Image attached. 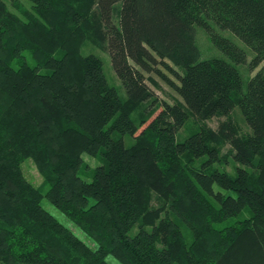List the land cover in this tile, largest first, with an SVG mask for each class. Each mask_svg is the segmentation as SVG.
I'll return each mask as SVG.
<instances>
[{"label": "trees", "instance_id": "obj_1", "mask_svg": "<svg viewBox=\"0 0 264 264\" xmlns=\"http://www.w3.org/2000/svg\"><path fill=\"white\" fill-rule=\"evenodd\" d=\"M27 1L0 0V264H264V71L243 85L241 47L211 30L231 60L199 58L193 41L210 20L254 51L251 66L264 62V0ZM85 38L107 50L125 96ZM165 55L183 66L170 79L182 102L146 82ZM213 114L228 115L214 128ZM84 152L98 160L89 177ZM28 156L40 185L22 171Z\"/></svg>", "mask_w": 264, "mask_h": 264}, {"label": "rangeland", "instance_id": "obj_2", "mask_svg": "<svg viewBox=\"0 0 264 264\" xmlns=\"http://www.w3.org/2000/svg\"><path fill=\"white\" fill-rule=\"evenodd\" d=\"M22 1L25 5L29 4L27 0H22ZM119 5H120V2H116L114 4V8H113L114 21H116L118 18ZM9 6L15 9V7H13V5H11L10 3H9ZM207 21L209 25L202 21L201 24L195 25L194 30H193V41H194L195 47L197 48L199 58L218 56V57H223L227 60H231L210 38L209 33L212 30L214 34L217 35L218 37L229 39L230 41H232V43L238 45L244 50L245 56L243 60L235 63V65L238 67L240 71L243 85H246L248 77L251 76L254 72H256L259 69L264 71L263 61H260L255 66H251L250 59L254 55V51L246 43H244L236 34H234L228 29L218 27L210 20H207ZM82 51L93 52L94 54L99 55L102 58L103 73L107 81L113 84L117 88V91L121 96H125L126 94L125 88L123 86L121 79L116 75V73L113 70V67L110 61V56L107 50L103 46L98 45L94 43L93 41H91L90 39L85 38L82 44ZM164 59L169 66H167L165 63L160 62L157 65V67L159 68V71L157 70L144 71L146 82L155 91L159 99H165L169 102H173V101L182 102L183 100H182L181 95L175 89L174 85L170 82V79L174 82H177L178 79L173 70L175 69L177 71H181L183 70V66L179 62L174 60L170 55H165ZM148 104H149V100H145L141 102L140 106L137 107L132 112V116L134 117L136 121H138L140 112L146 109V106H148ZM228 114L234 120L240 132L247 133L250 131V127L245 121L237 105H235ZM227 115L213 114L209 116L208 118H206V122L210 126L216 128L219 121L221 119H224ZM196 125L197 124L194 118L191 115H189L186 121L184 122V124L180 126L178 130V137L180 139L183 138L188 132H190L194 127H196ZM124 138L127 143L132 141V137L129 134H126ZM218 146L220 147V150L223 153L225 152L227 153L230 147L228 142L222 141V140L218 141ZM83 156H84L85 161H87V163L89 164V167L82 169V171H80V174H82L83 176L89 177L91 174L90 168L94 166L98 160L95 157L85 152L83 153ZM228 156H229L228 160L222 163V165H224L225 167H227L228 170L231 171L232 165L234 162L231 156L230 155ZM21 168L26 178L31 180L36 185L42 184L43 177L41 173L39 172L35 162L30 156L25 157L22 160ZM42 202L61 221L71 226V228H73L75 233H77L83 239H86V236H85L86 234L79 228V226L75 224L73 221H71L69 218H67L45 196H43ZM152 203L153 204L158 203V199L156 198V196H153ZM183 230L189 235L188 230L186 229H183ZM86 241H88V239H86ZM106 258L112 264H124L120 262L117 258H115L112 254H107Z\"/></svg>", "mask_w": 264, "mask_h": 264}]
</instances>
